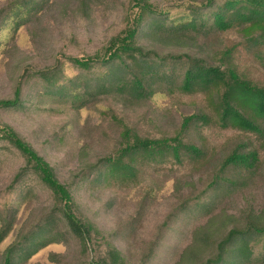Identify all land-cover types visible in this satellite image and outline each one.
<instances>
[{
	"label": "trees",
	"instance_id": "trees-1",
	"mask_svg": "<svg viewBox=\"0 0 264 264\" xmlns=\"http://www.w3.org/2000/svg\"><path fill=\"white\" fill-rule=\"evenodd\" d=\"M56 1L7 0L0 7V55L2 59L12 56L8 65L18 50V30L34 24ZM179 1L183 0H165V8ZM117 2L73 0L71 5L60 6L58 28L94 26L110 7L117 9ZM118 8L122 14L118 27L83 57L67 54V48L83 52L79 37L70 32L60 37L59 58L53 64L12 67L13 96L0 99V111L26 114L45 95L60 100L71 96L73 110L103 99L106 106L99 113L100 123L117 131V143L102 155L88 158L81 169L60 182L58 165L47 162L11 125L0 121V169L11 160L18 163L9 169L10 183L0 190V197L6 199L0 211V243L14 223V205L33 197L38 189L46 194V208L22 225L0 264H18L19 258L63 238L77 241L86 257L77 264H128L116 243L118 230H105L97 221L98 210L85 213L82 209L87 193L135 185L145 175L158 176L172 168L182 171L204 162V134L211 128L230 134L233 129L264 134L253 120L264 115V85L254 83L248 72L252 63L255 74L264 73V0H197L187 4L188 18L180 23L169 21L166 11L153 0H126ZM241 50L243 54L237 55ZM62 58L76 70L66 79ZM242 60L245 64L240 67ZM158 93L165 94L170 107L185 104L194 107L193 112L182 115L175 127L165 126L150 115L146 105ZM136 109L141 110L142 129L130 119ZM192 136L198 137V144ZM245 140L237 142L223 159L206 188L184 199L170 219L185 217L195 209L209 210L236 183L228 167L239 173L255 166L259 153L254 143ZM14 193L16 199H9ZM110 206L107 198L104 210ZM170 219L162 223L159 237L170 227ZM159 244L160 238L148 244L141 264H148ZM213 245L204 257L200 251H187L196 264L264 263V214L245 216L242 225L226 229Z\"/></svg>",
	"mask_w": 264,
	"mask_h": 264
},
{
	"label": "rangeland",
	"instance_id": "rangeland-1",
	"mask_svg": "<svg viewBox=\"0 0 264 264\" xmlns=\"http://www.w3.org/2000/svg\"><path fill=\"white\" fill-rule=\"evenodd\" d=\"M125 1L118 0L117 9L110 7L98 18L94 26L85 24L77 27L73 24L58 28L56 19L60 6L71 5L73 0H57L56 5H51L45 12L43 11L44 13L34 24L19 29L16 35L18 50L13 53L12 65L7 64L12 56L5 55L2 59L3 55H0V99L13 96L15 87L11 73L13 66L18 63L20 65L31 63L35 67H40L55 62L58 57L60 37L70 32L79 37V48L83 52H72L67 48V54L83 57L90 53L96 44L103 41L109 31L118 27L122 18L118 4ZM153 1L166 11L167 19L175 23L187 20V4L197 3V0H183L173 7L165 8V0ZM6 2L7 0H0V7ZM242 54L243 50L237 53V55ZM61 62L64 79L76 73L65 59L62 58ZM244 64L245 61L242 60L240 67ZM248 72L254 83L264 85V73L258 71L255 74L252 63L248 66ZM73 101L71 96L60 100L58 97L45 95L39 101L35 100L37 105L32 106L26 114L21 111H0L1 122L11 125L47 162L58 165L56 172L60 182L68 180L72 173L81 169L88 158L102 155L117 143V131L111 126L100 123L99 113L104 110L106 101L102 99L99 103L88 104L81 110L71 109ZM167 102L165 94L158 93L146 104L151 110L150 115L156 116L165 126L175 127L182 115L193 112L192 106L174 103L170 107ZM140 116L141 110L136 109L130 119L136 127L142 129ZM253 120L264 129V115ZM229 132L217 128L214 130L211 128L210 132H206L204 134L206 158L204 162L191 168L187 166L182 168V171L179 169L175 171L172 168L153 177L148 174L135 185H119L115 189L92 191L82 199L85 203V206L82 205L85 213L98 210V223L107 231L118 230L116 243L123 251L128 264H141L142 255L155 238H160V244L148 264H196L195 257L188 254L187 249L189 252L191 249L200 251L201 256L204 257L213 251L214 239L225 233L226 229L234 225H242L247 215L264 214V143H262L264 134L239 129H233L231 134ZM192 137L198 144V137ZM243 140L254 143L253 146L259 153L255 166L241 170L239 173L228 167L229 176H234L236 183L227 192L223 191L209 210L195 209L185 217L174 216L170 219L176 207L184 199L206 188L207 183L224 162L223 159L236 147L237 142ZM17 165L18 163L11 160L8 166L0 169V190L10 183L12 174L9 169H15ZM15 193L11 194L9 199L15 200ZM107 198L111 200V206L108 210H104ZM45 199V192L38 189L33 197L24 200L16 207L14 205L16 209L14 223L8 235L0 243V258L19 235L22 225L26 221L28 223L33 221L44 211ZM5 205L6 199L0 197V211ZM100 206L103 209L100 210ZM169 219L170 227L164 229L159 237L162 223ZM125 225L130 226L129 230H124ZM81 258L86 259L77 241L63 238L60 242L49 244L27 257L19 258L18 264H77Z\"/></svg>",
	"mask_w": 264,
	"mask_h": 264
}]
</instances>
